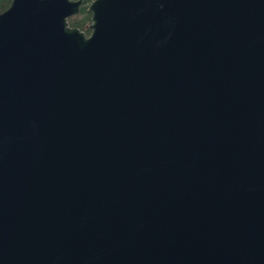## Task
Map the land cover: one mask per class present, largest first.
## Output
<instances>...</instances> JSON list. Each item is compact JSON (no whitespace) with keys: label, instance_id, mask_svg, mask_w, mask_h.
<instances>
[{"label":"water","instance_id":"water-1","mask_svg":"<svg viewBox=\"0 0 264 264\" xmlns=\"http://www.w3.org/2000/svg\"><path fill=\"white\" fill-rule=\"evenodd\" d=\"M10 0L0 264H264V0Z\"/></svg>","mask_w":264,"mask_h":264},{"label":"trees","instance_id":"trees-1","mask_svg":"<svg viewBox=\"0 0 264 264\" xmlns=\"http://www.w3.org/2000/svg\"><path fill=\"white\" fill-rule=\"evenodd\" d=\"M89 2L91 0H84ZM10 3V0H0V11L5 9ZM70 25L77 26L84 32H88V23L90 22V12L86 9V5H82L77 14L70 15L68 17Z\"/></svg>","mask_w":264,"mask_h":264},{"label":"flooded vegetation","instance_id":"flooded-vegetation-1","mask_svg":"<svg viewBox=\"0 0 264 264\" xmlns=\"http://www.w3.org/2000/svg\"><path fill=\"white\" fill-rule=\"evenodd\" d=\"M91 1H92V0H91ZM91 1L86 2V1L82 0L81 5H80V8H81L82 5H86V9L88 10V5H89V3H90ZM79 10H80V9H79ZM88 11H89V10H88ZM89 12H90V11H89ZM75 14H77V12H76ZM72 15H73V14H72ZM90 16H91V12H90ZM88 24H89V23H88ZM89 33H90V29H89L88 32H85L86 35H88Z\"/></svg>","mask_w":264,"mask_h":264}]
</instances>
